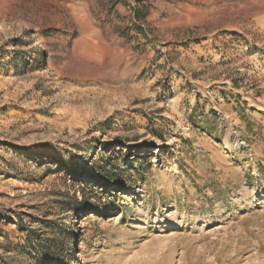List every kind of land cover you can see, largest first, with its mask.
<instances>
[{
    "label": "rangeland",
    "instance_id": "obj_1",
    "mask_svg": "<svg viewBox=\"0 0 264 264\" xmlns=\"http://www.w3.org/2000/svg\"><path fill=\"white\" fill-rule=\"evenodd\" d=\"M58 263L264 264V0H0V264Z\"/></svg>",
    "mask_w": 264,
    "mask_h": 264
},
{
    "label": "trees",
    "instance_id": "obj_2",
    "mask_svg": "<svg viewBox=\"0 0 264 264\" xmlns=\"http://www.w3.org/2000/svg\"><path fill=\"white\" fill-rule=\"evenodd\" d=\"M156 135H158V134H156ZM94 175L97 176V177H101L104 174L102 172H96V173H94ZM106 179H109V178L105 177L104 180H106ZM128 185H131V184H128ZM60 203H61V205L69 207L68 208L69 211H75L76 209L81 208V206H82L81 204H76L75 201L74 202H69V201L61 202V200H60ZM71 203H73V204H71ZM29 231L30 230L28 228L27 229V233ZM33 239H34V241H33ZM36 240H37V236L36 237H32V235L27 234V243H28V245H31L33 250H35L37 252L38 256L42 257V258L45 257L47 259H50L53 256V254H54V249H56L54 247V244L51 243V244H48V245L43 247V246L40 245V243L35 242Z\"/></svg>",
    "mask_w": 264,
    "mask_h": 264
},
{
    "label": "bare ground",
    "instance_id": "obj_3",
    "mask_svg": "<svg viewBox=\"0 0 264 264\" xmlns=\"http://www.w3.org/2000/svg\"><path fill=\"white\" fill-rule=\"evenodd\" d=\"M233 140H234L236 145L240 144V139H239V135L238 134H234Z\"/></svg>",
    "mask_w": 264,
    "mask_h": 264
}]
</instances>
